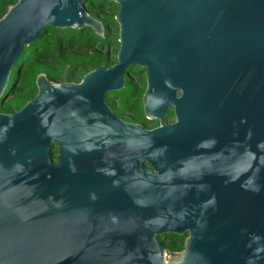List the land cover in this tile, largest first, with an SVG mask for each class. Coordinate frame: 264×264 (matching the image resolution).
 Returning <instances> with one entry per match:
<instances>
[{
    "label": "water",
    "instance_id": "obj_1",
    "mask_svg": "<svg viewBox=\"0 0 264 264\" xmlns=\"http://www.w3.org/2000/svg\"><path fill=\"white\" fill-rule=\"evenodd\" d=\"M105 1L116 62L79 83L40 73L32 99L0 112V264H264V0ZM85 2L8 7L1 102L47 28L103 35ZM135 66L152 129L103 102ZM171 233L187 237L168 254L157 236Z\"/></svg>",
    "mask_w": 264,
    "mask_h": 264
},
{
    "label": "trees",
    "instance_id": "obj_2",
    "mask_svg": "<svg viewBox=\"0 0 264 264\" xmlns=\"http://www.w3.org/2000/svg\"><path fill=\"white\" fill-rule=\"evenodd\" d=\"M17 0H0V17L7 11L8 7ZM111 28L114 27V18H109ZM111 28L108 29L106 37L100 42L96 36L90 38L78 37L77 41L71 45L61 43L58 39H51L47 36H41L33 41L30 46H26L23 50L22 58L18 65L13 69L11 81H15L10 88L7 98L0 101V112L13 113L18 111L28 100L32 99L37 93L35 84L36 76L44 73L50 80H77L83 77L88 71L94 69L97 65H110L115 62L116 51L113 55L108 50V47L113 45V37L110 36ZM68 34H75L74 30H68ZM117 31V30H116ZM106 44L105 52L95 50L91 47L92 44ZM119 46V45H118ZM66 47L74 48V52H64ZM84 48V49H82ZM90 48V49H88ZM69 64L70 68L66 72L65 77L62 76L65 65ZM145 72L139 66L131 68L126 75V93L132 107H137L141 102V97L146 87L145 75L140 77V73ZM138 77V82L142 83L139 88L138 83H131L132 77ZM124 88V90H125ZM143 116L142 110L138 112ZM137 111L134 114L138 115ZM134 115V116H135ZM148 119H146L147 121ZM149 121V120H148ZM166 252H177L182 250L183 244H166L163 245Z\"/></svg>",
    "mask_w": 264,
    "mask_h": 264
},
{
    "label": "flooded vegetation",
    "instance_id": "obj_3",
    "mask_svg": "<svg viewBox=\"0 0 264 264\" xmlns=\"http://www.w3.org/2000/svg\"><path fill=\"white\" fill-rule=\"evenodd\" d=\"M84 8L86 9L87 14L91 15L95 20H97V21L102 23V25H103V35L99 36V35H97L95 33V31L93 29H91L89 27H86V28H83V29H81L79 31L74 30L75 34H66L65 33L66 31H64V30H57V29L47 28V30L45 31L44 35H42V36H47L48 38H51V39H58V40L61 41V43L65 42V43H67L69 45H71L73 43L75 46H76V44L74 42L77 41L78 37L90 38L92 36H96V37H100V38H105L108 29L111 28V21L109 23V18H114L115 19V15L119 11V6L113 4L110 1H105V0H86V2L84 3ZM112 24H113L114 27L111 28L110 36L112 37V34H115V35H117L119 37V26H118L116 20H115V23H112ZM116 39H118V38L116 37ZM91 47L93 49L99 50L101 52H105V50L107 48L106 44L98 45L97 43L92 44ZM82 49H84V48H82ZM88 49H90V48H88ZM118 49H119V46L116 48V50L118 51ZM108 50H109V48H108ZM68 51L74 52V49L72 50V47H66L64 49V52L67 53ZM117 51H116V54H117ZM110 53L113 54V51H110ZM115 62L111 63L110 65H104V66H111ZM66 66H68V69L70 68L69 64H66L65 67ZM97 66H100V65H97ZM97 66H95L94 68H96ZM68 69H67V71H68ZM48 80H50V79H48ZM81 80H82V77L77 79V80H71V81L70 80H64V79L63 80H50V81H67V82L79 83V82H81ZM131 83H133V84L134 83H138V87L139 88L142 86L141 82L133 81V77L131 78ZM126 86L127 85H126V76H125V86H124V88ZM124 88H122L119 91L118 90L109 91L103 96V102L109 107V109L115 115V117L118 118L119 120L125 122V123L140 124V125L144 126L147 129H152V128H155L156 126H158V121H154V122H149L148 120L146 121L147 118H146V116L144 114L143 104H142L143 94H142V97H141V102L138 104V106L137 107H132L131 103L129 102L128 95L126 93V89L127 88H125V90H124ZM144 91H145V89H144ZM135 110L137 111V113L140 110H142L143 116L141 114H139V113L136 116L134 114ZM165 118H166V122L167 123H173V122L176 121V116L174 114V109L173 108L169 109L165 113ZM50 143L52 144V141ZM58 148H59V146L54 145V144H52V146H51V154H52L53 161H56L57 158H58V155H59L58 154ZM143 166L146 169H151L152 168L149 163H143ZM186 237H187V233L184 234V235L172 234L171 233V234L159 235V236H157V240L162 245H166V244H183L184 245Z\"/></svg>",
    "mask_w": 264,
    "mask_h": 264
},
{
    "label": "rangeland",
    "instance_id": "obj_4",
    "mask_svg": "<svg viewBox=\"0 0 264 264\" xmlns=\"http://www.w3.org/2000/svg\"><path fill=\"white\" fill-rule=\"evenodd\" d=\"M60 30H64V31H66L65 33L66 34H68V30H71L72 31V29H70V28H66V29H60ZM74 30V29H73ZM69 34H71V33H69ZM118 38V36L117 35H115V34H112V37L114 38L113 39V41H112V44L115 46H113V45H111V46H109L108 48H109V50L110 51H113V55L115 54V51H116V48L118 47V45H119V42H118V39H116V37ZM100 42H102L103 41V39H101L100 37H98L97 38ZM74 48H72V50H73ZM144 72H141L140 73V77H142V76H144ZM133 81H135V82H137L138 81V77H136V76H134L133 77ZM146 81V80H145ZM11 83H12V81H11ZM119 91V90H118ZM167 253V252H166ZM171 253H176V252H169L168 254H171Z\"/></svg>",
    "mask_w": 264,
    "mask_h": 264
}]
</instances>
